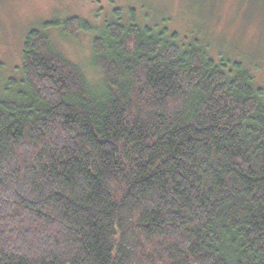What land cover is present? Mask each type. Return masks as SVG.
<instances>
[{"label":"trees","instance_id":"trees-1","mask_svg":"<svg viewBox=\"0 0 264 264\" xmlns=\"http://www.w3.org/2000/svg\"><path fill=\"white\" fill-rule=\"evenodd\" d=\"M134 11L24 35L0 90V264H264L262 88ZM51 29L90 34L97 75Z\"/></svg>","mask_w":264,"mask_h":264},{"label":"rangeland","instance_id":"rangeland-1","mask_svg":"<svg viewBox=\"0 0 264 264\" xmlns=\"http://www.w3.org/2000/svg\"><path fill=\"white\" fill-rule=\"evenodd\" d=\"M131 7L139 24L176 31L179 39L198 40L215 61H241L264 93V0H0V90L20 76L24 35L42 21L78 16L96 28L114 8ZM57 51L94 77L91 35L48 31Z\"/></svg>","mask_w":264,"mask_h":264}]
</instances>
